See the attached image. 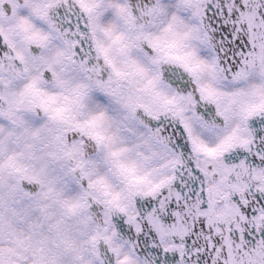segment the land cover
Returning a JSON list of instances; mask_svg holds the SVG:
<instances>
[{
    "label": "snow or ice",
    "instance_id": "1",
    "mask_svg": "<svg viewBox=\"0 0 264 264\" xmlns=\"http://www.w3.org/2000/svg\"><path fill=\"white\" fill-rule=\"evenodd\" d=\"M0 264H264V0H0Z\"/></svg>",
    "mask_w": 264,
    "mask_h": 264
}]
</instances>
